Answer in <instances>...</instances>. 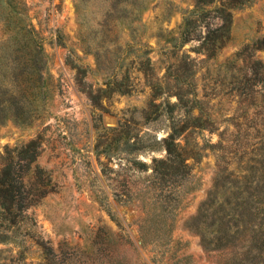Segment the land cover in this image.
Returning a JSON list of instances; mask_svg holds the SVG:
<instances>
[{"label": "rangeland", "instance_id": "1", "mask_svg": "<svg viewBox=\"0 0 264 264\" xmlns=\"http://www.w3.org/2000/svg\"><path fill=\"white\" fill-rule=\"evenodd\" d=\"M218 1L0 0V152L37 139L34 164L49 179L0 243V264H264L248 254V233L216 241L223 206L194 220L221 175L218 157L229 158L225 140L236 129L226 120L240 124L247 106L260 108L258 90L249 98L237 89L236 54L264 38V0L231 11L230 37L214 57L196 53L197 39L182 43L187 18ZM187 56L193 64L182 71ZM147 59L152 78L140 70ZM188 81L181 92L202 102L214 126L176 140L198 147L188 176L161 178L152 160L164 158L162 139L186 117L171 107V88ZM226 169L242 173L235 159Z\"/></svg>", "mask_w": 264, "mask_h": 264}, {"label": "trees", "instance_id": "2", "mask_svg": "<svg viewBox=\"0 0 264 264\" xmlns=\"http://www.w3.org/2000/svg\"><path fill=\"white\" fill-rule=\"evenodd\" d=\"M215 1L195 0L198 7L213 5ZM250 1L220 0L212 9L196 11L185 22L182 43L197 39L199 44L196 53L204 55L206 59L214 57L216 51L230 37L231 11L249 4ZM258 51L264 52V38L237 52L236 58L242 64L239 68L242 76L236 82L240 85L237 89L249 92L246 94L249 98L252 97V90H258L260 108H254V112H250L247 106L242 116L243 122L240 124L234 123L233 118L226 120L236 129V132L231 133L225 140L229 158L218 157L223 165L220 168L221 175L215 178L213 190L208 194L194 220L205 219L215 205H220L221 208L223 206V214L219 218L223 230H216L219 234L216 241L221 243L223 239L235 234L248 233L252 241L248 254H255L252 255L253 258L260 257L264 261V60L255 57ZM187 58L188 61L182 63V71L190 70L193 64L188 56ZM140 64L145 78H152L150 61L147 59ZM190 86L192 87V83L188 81L185 84L176 83L171 88L179 91L174 93L176 104L171 107L184 108L186 117L181 123L170 126L169 134L162 139L164 158L152 160V172L161 178L173 175L180 180L188 176L191 166L186 160L191 158L195 162L198 161L199 150L195 144L193 150L188 151V145L182 146L176 140L185 133L186 142L192 130L211 131L214 126V121L208 114L204 118L201 117L202 102L198 101L195 95L181 92L190 90ZM150 87L154 97L163 93V88L155 81L150 82ZM114 89L118 87L114 86L105 92L117 91ZM194 108L198 109L199 115H191ZM250 109H253L252 106ZM39 151L40 144L37 139H33L19 148L5 147L0 152V243L12 238V234L18 231V225L24 220L27 206L39 201L46 193L48 176H43L42 170L34 164ZM233 159L241 165L242 173L227 172L226 167ZM139 166L142 168L145 164L139 163ZM29 175L33 178L32 182L28 179L25 181ZM31 186L38 187L32 190ZM219 197L222 202L218 204ZM230 226L234 228L233 232H230Z\"/></svg>", "mask_w": 264, "mask_h": 264}]
</instances>
